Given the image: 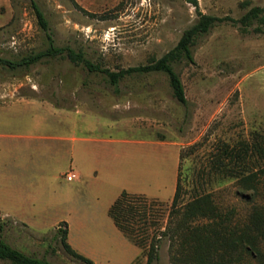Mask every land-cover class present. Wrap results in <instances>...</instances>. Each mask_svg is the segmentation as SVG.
<instances>
[{
	"label": "rangeland",
	"instance_id": "rangeland-1",
	"mask_svg": "<svg viewBox=\"0 0 264 264\" xmlns=\"http://www.w3.org/2000/svg\"><path fill=\"white\" fill-rule=\"evenodd\" d=\"M196 1L198 7L194 0H0V59L18 61L47 49L37 4L57 45L83 50L113 71L163 57L200 12L227 18L197 39L195 63L173 64L187 104L174 97L164 72L135 73L112 85L106 74L68 58H45L30 67L0 65V237L53 264H86L57 237L67 222L69 243L96 264H128L137 251L131 264H147L146 250L110 216L112 197L103 196L99 182L69 184L61 173L73 168L71 156L59 159L42 148L71 146L72 136L86 132L98 140L149 138L144 126L133 127L135 121L156 122L164 141L161 186L153 191L156 197L145 196L146 225L136 222L145 229L137 237L146 245L165 231L179 178L183 201L211 193L220 212L231 213L233 225L248 222L255 205L264 208V24L255 20L243 29L238 22L264 0ZM119 186L115 198L141 188ZM159 245L155 264H179L168 236ZM238 258L236 249L234 264ZM241 264L259 262L248 256Z\"/></svg>",
	"mask_w": 264,
	"mask_h": 264
},
{
	"label": "trees",
	"instance_id": "trees-1",
	"mask_svg": "<svg viewBox=\"0 0 264 264\" xmlns=\"http://www.w3.org/2000/svg\"><path fill=\"white\" fill-rule=\"evenodd\" d=\"M198 7V2L194 0ZM35 11L41 27L49 40L47 49L30 54L18 61L0 59V65L30 67L43 59L57 57L68 58L76 65H83L91 72H102L107 75V81L118 85L127 76L135 73L164 72L169 76L174 97L181 103L187 104L185 85L174 63L186 60L195 63L193 46L199 37L209 33L218 23L227 20L200 12L199 21L186 30L178 44L163 57L153 58L149 63L128 69L113 71L90 60L83 50H76L67 45H57L51 32L49 22L44 11L35 4ZM255 20L264 24V6L251 8L238 20L243 29L250 27ZM184 187L178 179L176 193L170 211V220L161 231V236L154 235L149 245L144 237L138 239L137 223L146 225L148 205L143 194L123 191L109 209L117 227L131 241L141 246L147 252V264H155L160 258V239L168 236L174 249L173 258L179 264H234V251L239 252L238 261L243 263L245 257H254L259 264H264V253L261 249L264 243V208L255 205L249 216V221L243 226L233 225L231 213L220 212L211 193H198L188 201H183ZM149 236V235H148ZM57 237H60L65 250L73 257L86 264H96L92 259L77 252L69 243V225L62 222L57 228ZM0 259L10 264H53L46 258H40L25 253L0 237Z\"/></svg>",
	"mask_w": 264,
	"mask_h": 264
},
{
	"label": "crops",
	"instance_id": "crops-1",
	"mask_svg": "<svg viewBox=\"0 0 264 264\" xmlns=\"http://www.w3.org/2000/svg\"><path fill=\"white\" fill-rule=\"evenodd\" d=\"M151 123L149 125H142V123L138 125L137 121L133 123V127L144 126L143 128L148 133L149 138L118 137L98 140L95 136L86 132L72 136L71 140L74 143L71 146L59 144L43 146L42 148L49 151V153L52 152L55 157L59 155V159L62 158L63 160L70 155L73 168L62 172L61 177L65 178V181L69 184L76 185L85 181L88 183L92 178L96 179L99 182L98 190L103 196L112 197L108 202L110 209L119 197L115 198L116 191L121 189L119 185L124 183L139 184L141 188L135 190L130 188L129 190L148 197H156L153 191L161 186V151L164 141L161 136H157L156 128L158 127L156 122L151 121ZM102 124L108 126L110 122L105 121ZM20 136L22 138L30 137L16 135L18 138ZM62 139L67 140L68 138L63 137ZM97 142L101 144H97ZM136 158L137 160H135ZM71 172L76 174L73 181L67 180L66 177V174ZM30 196L33 199L35 198V195ZM69 237L71 238V229ZM139 253L140 251L134 253L128 264H131Z\"/></svg>",
	"mask_w": 264,
	"mask_h": 264
},
{
	"label": "built area",
	"instance_id": "built-area-1",
	"mask_svg": "<svg viewBox=\"0 0 264 264\" xmlns=\"http://www.w3.org/2000/svg\"><path fill=\"white\" fill-rule=\"evenodd\" d=\"M66 177H67V180L73 181L76 178V174L71 172V173L66 174Z\"/></svg>",
	"mask_w": 264,
	"mask_h": 264
}]
</instances>
